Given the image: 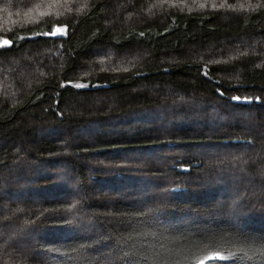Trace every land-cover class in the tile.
I'll return each instance as SVG.
<instances>
[{
  "label": "trees",
  "instance_id": "obj_1",
  "mask_svg": "<svg viewBox=\"0 0 264 264\" xmlns=\"http://www.w3.org/2000/svg\"><path fill=\"white\" fill-rule=\"evenodd\" d=\"M262 248L264 0H0V264Z\"/></svg>",
  "mask_w": 264,
  "mask_h": 264
},
{
  "label": "snow or ice",
  "instance_id": "obj_2",
  "mask_svg": "<svg viewBox=\"0 0 264 264\" xmlns=\"http://www.w3.org/2000/svg\"><path fill=\"white\" fill-rule=\"evenodd\" d=\"M9 42L7 40L4 41V44H8ZM78 87H80V85H77ZM260 254L264 255V248L260 249ZM246 255V254H245ZM230 257H225V256H220V255H216L213 257H210V259H219V260H226L229 259Z\"/></svg>",
  "mask_w": 264,
  "mask_h": 264
},
{
  "label": "water",
  "instance_id": "obj_3",
  "mask_svg": "<svg viewBox=\"0 0 264 264\" xmlns=\"http://www.w3.org/2000/svg\"><path fill=\"white\" fill-rule=\"evenodd\" d=\"M58 37H62L61 35H59Z\"/></svg>",
  "mask_w": 264,
  "mask_h": 264
}]
</instances>
